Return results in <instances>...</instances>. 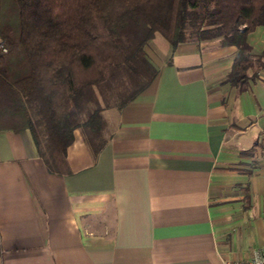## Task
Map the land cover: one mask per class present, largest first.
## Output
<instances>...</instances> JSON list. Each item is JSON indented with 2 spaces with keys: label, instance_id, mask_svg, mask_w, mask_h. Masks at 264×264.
I'll return each mask as SVG.
<instances>
[{
  "label": "crops",
  "instance_id": "1",
  "mask_svg": "<svg viewBox=\"0 0 264 264\" xmlns=\"http://www.w3.org/2000/svg\"><path fill=\"white\" fill-rule=\"evenodd\" d=\"M247 44L264 63V27ZM143 52L152 82L101 111L98 149L76 129L59 173L0 131V264H222L264 245V67L237 93L218 41L156 34Z\"/></svg>",
  "mask_w": 264,
  "mask_h": 264
},
{
  "label": "trees",
  "instance_id": "2",
  "mask_svg": "<svg viewBox=\"0 0 264 264\" xmlns=\"http://www.w3.org/2000/svg\"><path fill=\"white\" fill-rule=\"evenodd\" d=\"M257 27L264 0H0V131L26 130L47 170L59 173L76 129L99 148L110 106L102 91V105L89 100L93 87L118 77L135 86L120 108L152 82L143 48L156 34L172 50L209 41L232 49L225 83L241 93L264 67L247 44Z\"/></svg>",
  "mask_w": 264,
  "mask_h": 264
},
{
  "label": "rangeland",
  "instance_id": "3",
  "mask_svg": "<svg viewBox=\"0 0 264 264\" xmlns=\"http://www.w3.org/2000/svg\"><path fill=\"white\" fill-rule=\"evenodd\" d=\"M123 80H124L123 78L118 77V79L115 80L113 83L108 84L109 87L103 86L101 89L99 87L98 88L93 87L92 90H93L94 95L89 96V100L90 99L95 100L97 102V104L102 105V100L100 98H98V97H100V95H98L99 91H102V92L108 94L107 97H105L103 95L105 102H108L107 105L110 107L111 106L115 107V105L122 102V97L124 98L129 93L134 92V89H135V86H133V85L131 86V85H127L126 83H122ZM102 84H104V83H102ZM90 106H92V105H90ZM257 243H258V239L256 237V234L250 232L248 235V239L243 240L241 242L239 254H241V255L248 254L253 247H256Z\"/></svg>",
  "mask_w": 264,
  "mask_h": 264
},
{
  "label": "built area",
  "instance_id": "4",
  "mask_svg": "<svg viewBox=\"0 0 264 264\" xmlns=\"http://www.w3.org/2000/svg\"><path fill=\"white\" fill-rule=\"evenodd\" d=\"M0 52L4 53L5 49L0 43ZM222 264H264V245L253 252L252 256L246 260L223 261Z\"/></svg>",
  "mask_w": 264,
  "mask_h": 264
}]
</instances>
